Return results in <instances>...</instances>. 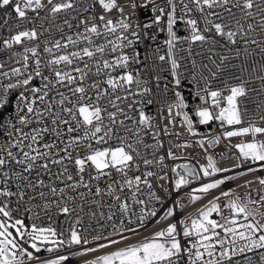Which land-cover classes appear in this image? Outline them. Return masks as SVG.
<instances>
[{
	"label": "snow or ice",
	"instance_id": "obj_1",
	"mask_svg": "<svg viewBox=\"0 0 264 264\" xmlns=\"http://www.w3.org/2000/svg\"><path fill=\"white\" fill-rule=\"evenodd\" d=\"M149 5L154 18L141 25L133 19L136 9ZM9 7L12 11L0 17V33H7L0 35V264H66L70 255L41 259L38 254L42 248L52 253L100 240L106 242L71 256L123 244L85 264H264V177L257 178L259 189L243 195L234 189L213 194L237 176L264 169V140L256 139L264 135V126L249 120L247 126L236 127L244 124L248 113L247 107H241L242 98L254 91L248 80L237 76V83L226 81L223 89L212 90L211 80L201 72L205 83L198 87L197 96L205 106L198 107L195 116L201 125L217 121L222 128L228 126L230 130L221 134L224 139L251 135L250 141L234 147L242 162H260L259 169L248 167L237 176L215 178L232 169L218 167L211 155L199 171L189 164L175 165L173 188L164 190L169 197L193 180L207 178V182L185 194L187 203L178 196L158 216L159 209L148 206L165 203L151 180L167 178L166 173L158 176L152 170L156 164L165 166V157L157 156L164 147L161 133L170 135L168 125H175L176 117L190 134L198 133L180 91L167 106L168 124H154L155 118L145 111L153 103L144 99L151 88L132 67L143 63L136 45L156 39L147 31L154 25L167 33L166 54L158 59L170 64L176 86L181 83L178 70L184 59L178 52L193 56L200 55L194 47L206 50L217 70L229 59L221 54V63H216L212 56L217 47L242 45L243 53L252 56L249 46L254 45L264 54V0H144L143 4L131 0L128 5L118 0H0V10ZM180 25L186 35L179 34ZM46 33L48 38L41 41ZM235 53L240 55L241 49ZM192 65L197 67L195 59ZM202 67L216 78V71L207 64ZM252 71H257L255 66ZM254 79L264 88V61ZM256 107L258 119L264 122V104ZM149 135L152 143L146 139ZM221 135L197 143L201 148L214 145ZM167 156L177 159L171 149ZM252 183L245 181L240 187ZM105 198H111L109 220L115 207L128 225L135 217L139 227L146 219L158 216L156 223L161 224L176 218L189 204L207 202L131 243L140 232L124 220L119 229L113 225L108 236L97 233L91 241L75 226L70 225L67 233L56 227V215L70 217L77 209L83 211L85 204L103 208ZM96 215L91 211L93 218ZM99 215L103 218L105 213Z\"/></svg>",
	"mask_w": 264,
	"mask_h": 264
},
{
	"label": "built area",
	"instance_id": "obj_2",
	"mask_svg": "<svg viewBox=\"0 0 264 264\" xmlns=\"http://www.w3.org/2000/svg\"><path fill=\"white\" fill-rule=\"evenodd\" d=\"M118 2L122 5H128L131 0H118ZM137 4H143L144 0H136ZM157 2L162 3V0H157ZM152 5H149L147 8L138 7L136 9V14L133 17L134 20L138 18L141 25L146 22H150L154 18V14L151 11ZM11 7L0 10V17L4 15V12H11ZM102 10L99 6H96L95 13L99 14ZM130 9L125 7V12L128 13ZM158 14V13H156ZM14 16L15 14L12 13ZM113 17L117 16L118 13L114 10L111 13ZM2 22V21H0ZM11 23V21H10ZM75 23V22H74ZM47 26V25H46ZM67 31V29H66ZM149 35H155V40L144 39L142 43H138L136 45V50L140 52L141 59L143 61L142 64H134L133 68L138 69L141 73V77L148 81L146 86L151 88V93L144 97L145 100L151 99L153 103L151 105H146L145 111L148 115L153 116L155 119L153 121L154 124H158L160 127L168 124L167 120V106L170 103L175 102L176 91H180L186 103L188 104V108L185 109L189 113V116L194 121V129L198 133V135L193 136L190 134L185 126H182L179 123L180 118L176 117L177 123L175 125H168L170 135H164L161 133L160 139L163 142L164 147L157 150V156H164V165H153L152 170L157 172V175L167 174V178L164 180H159L156 177L151 178L154 188L158 192L159 195L164 197L165 203L164 206L161 207L159 204H149V208L152 207L158 208V216L163 214L165 208L172 204V201L178 198V196L185 197V203H187L186 193L191 190L192 187H198L201 183L207 182V178H203L201 180H193L192 184L188 187L181 189L179 194L176 192H172V195L169 197L167 193L164 191L165 189L171 191L173 188V181L175 180V174L171 172V168L178 164H189L199 171L201 165H206L207 156L211 155L217 162L218 167L229 168L232 171L227 173H220L215 178H220L221 176L233 175L237 176L238 173L242 171H246L248 167H254L259 169L260 162L252 163L248 161L242 162L239 158L238 149L234 146L240 142H247L252 139L251 135L241 136V137H232L229 139H224L221 135L224 131L230 130L228 126H224L223 128L220 126L219 122L213 121L206 125L199 124L198 117L195 116V110L198 107L205 106L197 96L198 87L204 86V81L200 79V73L202 72L204 76H208L211 80V88L212 90L223 89L225 86V82H229L230 84H235L238 81L234 79V77H240L241 79L248 80V86L254 91H251L247 98H242L243 103L241 105L242 108L247 107L248 113L245 115V122L243 125H239L236 127L247 126L249 120L259 124L260 126H264V122H261L258 119L260 109H257V104H264V88H262V82L258 79H254V77L259 73L260 64L264 61V54H261L259 49L254 45L249 46V51L253 53L252 56H248L246 53H243L242 45H228L227 47H217L215 50V54L212 56V59L216 60V63H221L219 60V55H227L229 59L224 61L221 65V68L217 70L215 66L212 64L211 60L207 59L209 55L206 50H202L199 47H194V52H199L200 55L189 56L186 52L177 53V56H184V59L181 60L182 67L178 70L181 83L179 86L174 84V80L170 74V64L167 62H162L158 59L159 55L166 54V47L163 44V41L167 38L166 31L160 32L157 30V27L154 25L152 29L147 30ZM180 35H186L187 33L183 29V25H180L178 28ZM0 35H7L6 32L0 33ZM143 35V33H141ZM58 38L59 33H56ZM48 38L47 33L44 37H41V41ZM223 44L224 41H221ZM157 47L160 48V51L156 53ZM186 47V45H185ZM240 48L241 54L236 55L235 49ZM232 49V51H229ZM153 53H155V57L153 58ZM195 59L197 62V67L194 68L192 65V60ZM203 64H207L209 68L213 71H216L218 74L216 78H212L207 69L202 67ZM255 66L257 69L256 72L252 71V67ZM243 67H247L248 71L243 72L241 69ZM196 74V80H193V74ZM156 76L160 77V80L157 81L155 79ZM197 80L199 84H197ZM157 84L159 85L157 87ZM259 93V95L257 94ZM204 94V93H201ZM139 99V98H138ZM161 114L165 117L161 119ZM176 133H179L177 136ZM221 135V140L219 143L214 145H208L207 143L203 148L197 143V141L201 139H207L209 136ZM149 143H152L151 135L146 137ZM256 139L264 140V135H257ZM176 145H188L185 147H176ZM174 153L177 159L173 160L167 156L168 150ZM240 165V166H238ZM141 169L144 170V166L141 165ZM179 171V169H178ZM258 177H264V169H260L253 173H249L245 176H237L236 179L227 181L224 185L221 186L219 190L214 191V195L218 194L220 191H224L227 189H234L238 194L243 195L250 190H256L260 188V185L257 181ZM87 178V177H86ZM245 181H253V183L247 187H240L245 184ZM106 183L105 180L99 181L101 187ZM162 186V187H161ZM145 191H147L145 189ZM253 195L255 196V192L253 191ZM206 200L199 201L196 204H189V206L183 211H178L176 218H181L189 212L194 211L196 207H199L201 204L206 203ZM80 203V201H77ZM111 203V198H105L103 201V208H98L95 205L85 204L83 211L77 209L76 213L72 214L70 217H65L64 215H56L54 217L56 221V227L58 230H64L67 233V230L70 225L75 226L78 231L81 232L82 236L89 241L92 240V237L97 233H101L103 236H108L109 233L113 231V225L116 226L117 229L121 227L120 221L124 220L125 225H128V219L121 215L118 211H116L115 207L113 208V218L109 220L108 217V204ZM95 210L97 215L93 218L91 216V211ZM137 212L139 211V206H137ZM103 211L105 216L102 218L99 215V212ZM43 215V214H42ZM157 217H152L146 219L144 227H139L136 223L135 217H132V224L128 225L130 227H138L140 232V236L133 237L129 242H135L145 236L151 235L153 232L159 230V228L166 226L168 222H174L176 218L170 219L167 222L157 224ZM79 219L80 223L77 225L76 220ZM30 223V221H28ZM43 223L47 225L49 221L47 218H44ZM125 235H131L130 233H125ZM65 238H67L65 236ZM105 240L91 242L88 245H74L71 248L65 246L64 248L57 249L52 253L46 251V249L42 248L41 252L38 254L41 259L46 258H55L57 255H70V259L66 262V264H82L87 260L94 259L97 255H103L106 252L116 250V247H122L123 244L119 246H112L107 249H100L96 253H88L84 256H71V253L82 250V248L87 247H95L99 243H105Z\"/></svg>",
	"mask_w": 264,
	"mask_h": 264
},
{
	"label": "trees",
	"instance_id": "obj_3",
	"mask_svg": "<svg viewBox=\"0 0 264 264\" xmlns=\"http://www.w3.org/2000/svg\"><path fill=\"white\" fill-rule=\"evenodd\" d=\"M82 264H85V262H84V263H82Z\"/></svg>",
	"mask_w": 264,
	"mask_h": 264
}]
</instances>
